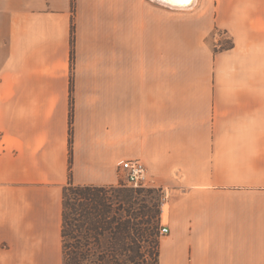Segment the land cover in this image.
Here are the masks:
<instances>
[{
	"label": "crops",
	"instance_id": "obj_1",
	"mask_svg": "<svg viewBox=\"0 0 264 264\" xmlns=\"http://www.w3.org/2000/svg\"><path fill=\"white\" fill-rule=\"evenodd\" d=\"M127 158L160 264H264V0H0V264H63L64 187Z\"/></svg>",
	"mask_w": 264,
	"mask_h": 264
},
{
	"label": "trees",
	"instance_id": "obj_2",
	"mask_svg": "<svg viewBox=\"0 0 264 264\" xmlns=\"http://www.w3.org/2000/svg\"><path fill=\"white\" fill-rule=\"evenodd\" d=\"M73 34L74 26L72 27V43L74 42ZM109 187L116 188L114 185H77L71 178L64 187L62 194L63 264H160V238L152 237L147 219L144 217L141 218L143 221L138 219L139 215L131 205L128 210L125 209L126 216L118 224L119 234L115 233L116 227L113 224L117 219L108 214L110 211L104 201V193ZM122 198L125 202L131 203L132 193L126 191ZM149 210V205H143L144 216ZM71 212H75L78 217H72ZM160 214L161 208L158 207L155 215L158 233ZM73 223L78 232L82 231L83 234L76 237V245L68 241ZM106 233L109 235L103 238Z\"/></svg>",
	"mask_w": 264,
	"mask_h": 264
},
{
	"label": "rangeland",
	"instance_id": "obj_3",
	"mask_svg": "<svg viewBox=\"0 0 264 264\" xmlns=\"http://www.w3.org/2000/svg\"><path fill=\"white\" fill-rule=\"evenodd\" d=\"M230 42L231 41L227 40V39L222 40L223 46L229 45ZM115 187L116 188H114V189L109 187L108 191H106L104 193L105 206H108V210L110 211L108 214H110L111 217H114L115 219H117V221H115L113 224V226L116 227V228H114V230H116V232L115 231L114 232L119 234L117 231L118 224L126 216L125 209L128 210L130 208V205H131L135 209L136 214L139 215L138 219H141L142 217L147 219L148 227L150 226L152 237L157 238V239L160 238V240H161L162 236H164V235H161L160 231H159V233L157 231V228L155 225V215H156V211H157L158 207H160V208L162 207V209L167 208V205H163L165 192L162 189L154 188L151 186H145L143 188H134V187H132L128 184H125L123 182H122V184L120 182L118 185H115ZM141 190H143V191H141ZM148 190H150V192H148ZM126 191L132 193V202L131 203L125 202V199L122 198V195ZM145 204L149 205V207H150V210L148 211V214L146 216H144V214L142 213V208H143V205H145ZM71 213H72L71 214L72 217H75V218L78 217L75 215V212L74 213L71 212ZM73 222L76 223V221H73ZM74 223H73L72 227L70 228L71 234L68 237V241L70 243H74V245H76V243H77L76 237H79L80 235L83 236V234H82V231L78 232L77 227L74 226ZM108 235H109V233H106L105 235H103V238L108 236Z\"/></svg>",
	"mask_w": 264,
	"mask_h": 264
},
{
	"label": "built area",
	"instance_id": "obj_4",
	"mask_svg": "<svg viewBox=\"0 0 264 264\" xmlns=\"http://www.w3.org/2000/svg\"><path fill=\"white\" fill-rule=\"evenodd\" d=\"M120 182L128 184L134 188H143L149 186V172L145 162L140 158H127L119 163ZM164 196V204L167 205L168 194L166 191ZM165 208L161 207L160 214V234L165 235L170 232L169 225L163 221Z\"/></svg>",
	"mask_w": 264,
	"mask_h": 264
},
{
	"label": "bare ground",
	"instance_id": "obj_5",
	"mask_svg": "<svg viewBox=\"0 0 264 264\" xmlns=\"http://www.w3.org/2000/svg\"><path fill=\"white\" fill-rule=\"evenodd\" d=\"M195 0H172V3H177L180 6H191L194 3ZM186 4V5H185ZM186 6V7H188Z\"/></svg>",
	"mask_w": 264,
	"mask_h": 264
},
{
	"label": "water",
	"instance_id": "obj_6",
	"mask_svg": "<svg viewBox=\"0 0 264 264\" xmlns=\"http://www.w3.org/2000/svg\"><path fill=\"white\" fill-rule=\"evenodd\" d=\"M173 5H176V6H180L179 4H177V3H173ZM186 5V4H185ZM186 6H188V5H186Z\"/></svg>",
	"mask_w": 264,
	"mask_h": 264
}]
</instances>
